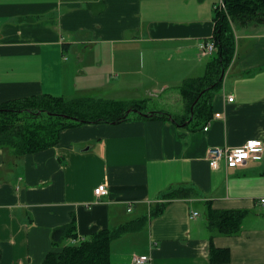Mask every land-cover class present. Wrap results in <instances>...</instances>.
I'll list each match as a JSON object with an SVG mask.
<instances>
[{
  "label": "crops",
  "instance_id": "crops-1",
  "mask_svg": "<svg viewBox=\"0 0 264 264\" xmlns=\"http://www.w3.org/2000/svg\"><path fill=\"white\" fill-rule=\"evenodd\" d=\"M213 3L0 0V104L42 94L149 97L157 112L183 115L177 89L204 74L209 57L203 61L197 47L213 34ZM239 40L206 131L130 114L118 124L64 130L56 147L33 155L0 150V264L42 263L53 250L52 230L73 217L79 238L148 218L118 238L124 248L111 243V264H133V255L147 256L144 264H211L208 201L214 209L249 211L240 234L212 238L214 247L229 249L225 264H264V28ZM109 88L142 93L111 98ZM250 140L263 146L259 161L210 168L208 147L234 149ZM100 184L108 193L96 197ZM177 188L196 195L161 200ZM155 204L163 211L149 217ZM139 239L140 250L127 246Z\"/></svg>",
  "mask_w": 264,
  "mask_h": 264
},
{
  "label": "trees",
  "instance_id": "trees-1",
  "mask_svg": "<svg viewBox=\"0 0 264 264\" xmlns=\"http://www.w3.org/2000/svg\"><path fill=\"white\" fill-rule=\"evenodd\" d=\"M223 7L213 3L215 51L209 56L204 74L185 79L177 89L184 104L183 115L156 112L147 100H107L92 94L72 98L48 94L5 101L0 104V150L14 158L33 155L57 146L61 133L83 124H118L130 113L138 117L170 119L178 126L194 131L212 119V102L221 88L225 71L235 56L236 31L244 34L264 28V0H222ZM192 188H177L161 196V200L195 196ZM163 204L150 208L149 217L162 213ZM248 210L214 209L208 201L203 217L209 232L208 260L211 264L229 262L228 248H216V235L236 236L241 233ZM147 217L131 220L114 228H105L79 238L75 218L56 227L51 233L53 250L40 264H111V242L127 233L139 231Z\"/></svg>",
  "mask_w": 264,
  "mask_h": 264
},
{
  "label": "built area",
  "instance_id": "built-area-1",
  "mask_svg": "<svg viewBox=\"0 0 264 264\" xmlns=\"http://www.w3.org/2000/svg\"><path fill=\"white\" fill-rule=\"evenodd\" d=\"M218 7L222 8V0H217ZM198 52L202 56H211L215 51V45L212 38L200 42L197 47ZM233 98L229 97L228 102H232ZM209 123L203 128L204 131L208 129ZM263 156V146L260 141L250 140L243 145L234 148H224V147H208L206 151V157L209 161L211 169H217L224 162L227 168H235L246 161H259ZM93 193L96 197L106 195L108 193L107 187L104 184L98 185L94 188ZM260 204L264 206V199L260 200ZM131 206L128 208V211ZM197 212L190 213V219L196 218ZM148 257L145 255H133L131 257V263L133 264H144L147 262Z\"/></svg>",
  "mask_w": 264,
  "mask_h": 264
},
{
  "label": "rangeland",
  "instance_id": "rangeland-1",
  "mask_svg": "<svg viewBox=\"0 0 264 264\" xmlns=\"http://www.w3.org/2000/svg\"><path fill=\"white\" fill-rule=\"evenodd\" d=\"M217 1V0H216ZM240 35H244V34H242V31H236V43L238 44V42L240 41L241 42V40H239V36ZM117 52H118V50H117ZM116 52V53H117ZM206 58H201L203 61H205L209 56H205ZM203 73V72H202ZM168 86V85H167ZM110 90V88L107 90V92ZM171 89L169 88V89H167L166 91H165V93H164V98L165 99H169L170 98V96H171V91H170ZM109 94L108 95H110V97L112 98V97H116V98H121V97H128V96H130V97H136V95H140L142 92H140V93H138V94H136L135 95V93H131V92H124V93H118V92H108ZM137 93V92H136ZM144 93H147V94H150L151 96L154 94V93H156L155 91H147V92H144ZM172 94L174 95L175 93H174V91H172ZM159 94H157L156 95V97L158 96ZM103 96H106V95H104L103 94ZM161 96H162V94H161ZM161 96H160V98H161ZM101 98H104V97H101ZM149 97H147V98H143L142 100H146V99H148ZM105 99H107V98H105ZM108 100V99H107ZM118 101H125V102H128V101H135V100H131L130 98H123V99H117ZM173 102H174V97H172V99H171ZM177 100V99H176ZM137 101H140V100H137ZM154 108H155V105L153 106ZM163 111V110H162ZM161 111V112H162ZM165 111V110H164ZM157 112V111H156ZM131 115H136V113H130ZM77 148H79V146H77ZM134 214H128V216H129V218L131 219L132 218V216H133ZM127 235H130V233H127ZM111 243H114L115 244V248H116V246L118 247V248H124V244H122V243H120V240L119 239H116V240H114V241H112ZM111 246V245H110ZM127 246H130V247H132V248H134V249H136L137 251L138 250H140L141 248H142V240L141 239H139V240H133V241H131L130 243H128L127 244ZM143 248H145V246H143ZM113 249H114V246H113ZM123 251V250H122Z\"/></svg>",
  "mask_w": 264,
  "mask_h": 264
},
{
  "label": "bare ground",
  "instance_id": "bare-ground-1",
  "mask_svg": "<svg viewBox=\"0 0 264 264\" xmlns=\"http://www.w3.org/2000/svg\"><path fill=\"white\" fill-rule=\"evenodd\" d=\"M208 160V159H207ZM209 162V161H208ZM222 164H224V162H221ZM210 165V164H209ZM225 165V164H224ZM226 167V166H225ZM227 168V167H226ZM262 199H264V198H262Z\"/></svg>",
  "mask_w": 264,
  "mask_h": 264
}]
</instances>
